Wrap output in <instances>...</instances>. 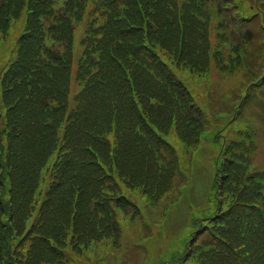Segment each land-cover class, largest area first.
<instances>
[{
    "label": "trees",
    "instance_id": "1",
    "mask_svg": "<svg viewBox=\"0 0 264 264\" xmlns=\"http://www.w3.org/2000/svg\"><path fill=\"white\" fill-rule=\"evenodd\" d=\"M200 1L202 7L196 0H0V32L23 11L27 21L0 79V264H65L67 245L118 238L123 185L155 200L168 190L169 169L160 160L168 164L171 147L153 128L168 133L174 124L190 142L201 125L161 56L203 73L212 51L227 72L208 30L213 16L223 20L224 10L243 6ZM257 9L264 19L263 4ZM238 14L233 26L249 20ZM79 22L86 23L81 87L71 107ZM261 73L257 84L264 65ZM238 147L232 158L241 162L233 171L229 162L218 165L214 178V199L225 210L198 228L207 238L191 244L190 256L200 253L202 264H264V172H251L247 145ZM43 173L46 199L26 232Z\"/></svg>",
    "mask_w": 264,
    "mask_h": 264
},
{
    "label": "rangeland",
    "instance_id": "2",
    "mask_svg": "<svg viewBox=\"0 0 264 264\" xmlns=\"http://www.w3.org/2000/svg\"><path fill=\"white\" fill-rule=\"evenodd\" d=\"M17 25L18 23H16L12 31L21 24ZM258 28L260 30L259 26L249 24L247 26L236 27L235 31L240 35L246 32L249 35L254 34L258 36L260 34V36H262ZM19 32L20 31H18V33ZM13 33H10L8 37L5 38L10 44H12V41L10 42L9 37ZM76 40L77 37L75 33L74 45L76 44ZM243 41H237L236 38H234L230 40L229 43L236 45L233 47L239 52V50L242 51L248 45L246 40ZM6 45L5 42L0 41V56ZM234 53L235 52H232V55H234ZM261 61L262 60L259 58H251V70H258ZM174 71L177 77L189 89L191 94L195 92L197 86L203 91L204 95L206 93L205 97L209 104V108H205L203 105L197 103L201 108V114L206 120L207 126L198 146L189 157L188 155L185 156V160L188 158L187 166L189 168L187 175L185 174L187 181L183 183L180 188L178 185L182 183V181L184 182V180H182V175L178 174L175 180V186H173L168 195L165 196V199L162 200L157 207L156 204H154L155 206L149 205L143 197L135 192L133 199L135 200V197L137 198V205L139 204L138 200H142L140 203L145 202L147 208L141 207V204H139L141 212L138 213V216H136L132 222H127L125 224L124 219L121 221L124 232L119 240L118 248H113L111 245L95 247L96 253L100 254L99 257H94L92 253H89L92 259L89 260L84 258L83 254H74L69 264H162L164 260L166 261L168 257L170 258L172 256L171 253L173 252L174 243L180 240V235H185L187 233V228L192 218H197L199 214L203 212V209L206 210V208L210 206V195L212 193V184L217 166L216 157L218 154V146L210 137L215 128L219 129V127L227 122V119L220 116V113H234V108L247 86L245 74L241 73V69L239 68L238 72L232 77H225L212 73L210 76L198 79L197 86L193 85L192 81L189 80L192 84L191 86L189 83L185 82V79L180 75L182 71L186 70L174 69ZM252 90L255 92L256 98L250 99L252 95V91L250 90L251 94L248 97L249 100L246 101L245 106L242 108L239 121H237L235 125L248 127L254 131V133H252V130H248L250 134L248 144L251 143V140L257 142L258 146L255 150L257 152L256 156L260 163H263L262 166H264V107L258 104L261 102L264 103V88L261 90L263 96L258 92L260 91L259 89ZM198 97H200V94H198ZM207 109H210L211 113H213L212 120L211 114ZM213 116L216 117L214 118ZM214 120L217 124L213 127L211 121ZM231 131L234 132L233 129ZM177 142L178 143L175 144V142L172 141L180 153L181 169L182 156L179 145H181V149H183L184 146H182L181 142L178 140ZM184 167L183 164L182 168ZM178 192L179 194L175 197V194ZM178 243H181V241ZM89 251L94 252L95 249L92 247ZM96 253L94 255H96Z\"/></svg>",
    "mask_w": 264,
    "mask_h": 264
}]
</instances>
